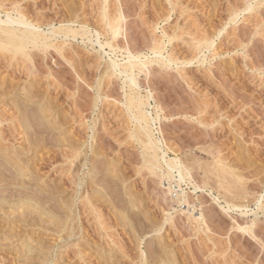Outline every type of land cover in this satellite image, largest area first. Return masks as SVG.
Segmentation results:
<instances>
[{
	"label": "rangeland",
	"instance_id": "1",
	"mask_svg": "<svg viewBox=\"0 0 264 264\" xmlns=\"http://www.w3.org/2000/svg\"><path fill=\"white\" fill-rule=\"evenodd\" d=\"M0 7L49 45L0 43V264H264V0ZM130 55L138 89L109 69ZM131 98L186 166L200 223L145 167Z\"/></svg>",
	"mask_w": 264,
	"mask_h": 264
},
{
	"label": "bare ground",
	"instance_id": "2",
	"mask_svg": "<svg viewBox=\"0 0 264 264\" xmlns=\"http://www.w3.org/2000/svg\"><path fill=\"white\" fill-rule=\"evenodd\" d=\"M104 1L106 4L109 0H104ZM6 10H7V8H6ZM14 10H16V9H14ZM3 11H4V9H3ZM8 11H10V10L8 9ZM8 11H7V13H5V17H6L5 20H3L2 17L0 16V43L3 44V47L7 46V45H12V48L14 47L16 51L18 50V52L19 51L25 52L29 48V46L36 47L37 45H40V44H42L45 47L49 46L46 42V39H47L46 34L44 35V34L40 33L38 31V29L35 27V25H33V23L28 22V20H26V18H23L24 16L23 17L17 16L14 18L11 14H9ZM105 19L107 20V27H108L109 31L112 33V35L114 37L120 36V34L122 33V30H123L120 18L114 19V18L106 17ZM59 33L60 32H57L55 30L52 32V35H58ZM68 33H75V32H72V30H68ZM65 35L68 36L67 33H65ZM2 41H4V42H2ZM8 48H10V47H8ZM14 48H13V50H14ZM102 48H103V46H102ZM154 54L156 56L162 57V53L160 51H158V48H157V50L155 49ZM149 63H151V62H149ZM126 65H127L126 68H124V66L118 64V62L112 61L109 69L113 70V71H111L112 73L119 72V75H125L126 79H127V83L126 82L125 83L126 84L129 83L131 88L133 87V88L138 89V87H139L138 82H137L138 80L134 76L133 69L135 66L137 67L138 65L140 67H141V65H142V67H145L146 62H142L139 57L131 56L129 58V60L127 61ZM128 68L131 71H128L127 70ZM121 69H122V71H121ZM134 98L129 99L130 101H128L129 102L128 108H129V111L130 110H136V112H137V113H134L132 118L137 123L135 135L138 138V141L142 144L141 146L144 150V156H145L144 162L146 164L145 167L146 166L149 167V168H147V167L146 168L148 170L150 169V171H152V173L157 175L158 178H160V180L162 181V184L164 183L163 181H167V184H163L164 185L163 187L166 190L165 191L166 197L168 195L169 199H171V200L175 199V201L178 204H181V205L185 204L186 206H188L189 211L187 210V212L189 215L188 217L190 219L189 221L192 224L200 223V221L202 220V216L200 215V217H195V215L190 211V207L192 206L191 205L192 202L189 200L187 193L182 188V183L186 182V179L189 176V172L187 171L186 166H184V164L182 163L181 160H179L177 158L168 157L169 148L167 147V145L165 143H162L161 142L162 140L159 141V140L155 139L153 136L154 134H153L152 126L156 125L158 118H153L150 113H148L144 110V107H146L147 105L145 106L146 103L144 104L142 102L143 101L142 98L141 99L137 98L138 100H136ZM163 141H164V139H163ZM163 144H165V146H166L165 150L163 149ZM78 153H80V152H78ZM160 153L162 154L161 160H163L164 166L161 165L160 161H159V154ZM19 170H18V172H19ZM158 171L160 172V175H158V173H157ZM79 186H80V184H79ZM223 187L225 188V186H223ZM198 189H199V187L195 188V190H198ZM225 190H226V188H225ZM227 193H229V192H227ZM230 193H231V191H230ZM86 194H87V192H86ZM167 199L168 198H166V200ZM164 200H165V198H164ZM259 203H261V202L259 201ZM234 207H237V206H234ZM192 208H194V206H192ZM237 208H241V207H237ZM228 209L230 210L231 208L229 207ZM238 227H239V225H238ZM240 227H241L240 229L242 231H247V233H249L250 228H242L243 226H240Z\"/></svg>",
	"mask_w": 264,
	"mask_h": 264
}]
</instances>
